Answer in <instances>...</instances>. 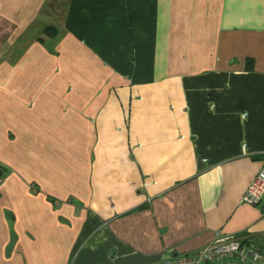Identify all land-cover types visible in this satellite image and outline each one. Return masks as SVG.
Instances as JSON below:
<instances>
[{
  "label": "crops",
  "instance_id": "1",
  "mask_svg": "<svg viewBox=\"0 0 264 264\" xmlns=\"http://www.w3.org/2000/svg\"><path fill=\"white\" fill-rule=\"evenodd\" d=\"M263 165L264 0H0V264L264 247Z\"/></svg>",
  "mask_w": 264,
  "mask_h": 264
},
{
  "label": "built area",
  "instance_id": "2",
  "mask_svg": "<svg viewBox=\"0 0 264 264\" xmlns=\"http://www.w3.org/2000/svg\"><path fill=\"white\" fill-rule=\"evenodd\" d=\"M264 194V165L249 182L242 201L256 204ZM233 261L238 264H264V247L254 240L239 236H218L208 245L193 252L162 257L159 264H214Z\"/></svg>",
  "mask_w": 264,
  "mask_h": 264
},
{
  "label": "trees",
  "instance_id": "3",
  "mask_svg": "<svg viewBox=\"0 0 264 264\" xmlns=\"http://www.w3.org/2000/svg\"><path fill=\"white\" fill-rule=\"evenodd\" d=\"M58 32L59 31H58L57 27L52 26V25H46V26H44L43 27V31H42L43 35L45 37L49 38V39L55 38L57 36ZM39 40L40 41H43V38L40 37ZM251 62H252L251 59H249V58L246 59V66L249 67L248 64H250Z\"/></svg>",
  "mask_w": 264,
  "mask_h": 264
},
{
  "label": "rangeland",
  "instance_id": "4",
  "mask_svg": "<svg viewBox=\"0 0 264 264\" xmlns=\"http://www.w3.org/2000/svg\"><path fill=\"white\" fill-rule=\"evenodd\" d=\"M224 263L229 264V263H231V262H224ZM224 263H222V264H224Z\"/></svg>",
  "mask_w": 264,
  "mask_h": 264
}]
</instances>
